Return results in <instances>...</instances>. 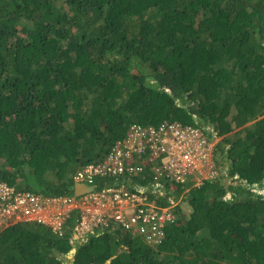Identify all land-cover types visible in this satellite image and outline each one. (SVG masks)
Instances as JSON below:
<instances>
[{"label": "trees", "instance_id": "obj_1", "mask_svg": "<svg viewBox=\"0 0 264 264\" xmlns=\"http://www.w3.org/2000/svg\"><path fill=\"white\" fill-rule=\"evenodd\" d=\"M170 123L223 138L214 178L153 182L175 219L162 241L117 226L73 249L71 211L62 236L0 229V264H264V0H0V181L73 196L130 126ZM129 162L143 170L108 184L154 179Z\"/></svg>", "mask_w": 264, "mask_h": 264}, {"label": "built area", "instance_id": "obj_2", "mask_svg": "<svg viewBox=\"0 0 264 264\" xmlns=\"http://www.w3.org/2000/svg\"><path fill=\"white\" fill-rule=\"evenodd\" d=\"M214 147L205 131L192 125L170 123L149 128L132 125L127 136L117 142L102 161L89 163L76 172L75 182L89 187L79 196L42 197L16 191L14 185L0 181V229L17 221L33 220L62 236L71 211L77 209L78 218L71 229L70 243L83 241L98 230L110 232L117 226L149 243L159 241L164 236L160 227L166 220L174 219L168 207H160L149 198L153 193V182L163 175L177 182L196 179V183H201L214 178L217 175L212 160ZM133 154H145L153 162L150 168L154 179L152 175L151 181L144 185L135 184L131 179L129 187L96 183V177L108 176L103 179L109 181L111 177L141 172L143 167L138 162H129ZM157 159L160 165H157ZM155 184V187L160 185L159 182ZM91 199L95 207H99L98 212L94 211L97 214L86 209Z\"/></svg>", "mask_w": 264, "mask_h": 264}, {"label": "clouds", "instance_id": "obj_3", "mask_svg": "<svg viewBox=\"0 0 264 264\" xmlns=\"http://www.w3.org/2000/svg\"><path fill=\"white\" fill-rule=\"evenodd\" d=\"M206 131L208 132V133H211L212 135H213V132H215L213 129H212V131H209L207 128H206ZM215 135H216V133H215ZM217 136V135H216ZM102 161V160H101ZM84 167H86V165L84 166ZM83 167V168H84ZM108 176H106V177H103V178H107ZM103 178H101V177H96V183L97 184H101L102 182L104 183V184H106V185H113V184H108L109 182H113V181H116V179L117 178H115V177H111V179L109 180V181H104V179ZM77 184H80V185H82V186H85L86 187V190H82V191H78V192H76V190H75V187H74V191H75V194L74 195H81V194H83V193H85V192H87L88 190H89V187L88 186H86V185H84V184H81V183H77V182H75V186L77 185ZM194 184V183H193ZM195 185V184H194ZM185 190H187V189H185ZM159 205V204H158ZM167 207V206H166ZM166 207H163V208H166ZM74 211H77V209L76 210H74ZM175 220V219H174ZM115 228H117V227H115ZM114 228V229H115ZM112 230V229H111ZM65 231V230H64ZM111 232V231H110ZM109 232V233H110ZM71 235H72V230H71V232H70V237H71ZM58 236V235H57ZM70 237H69V239H70ZM163 238H164V236H163ZM163 238L161 239V240H159V241H162L163 240ZM144 239V238H143ZM145 240V242H147L146 241V239H144ZM158 241H156V242H152V243H149V242H147V244H155V243H157ZM70 243V242H69ZM71 245H72V247H73V249H74V247L76 246V244H78V241L75 243V244H73V243H70ZM73 249H71V251H70V253L72 254V252H73Z\"/></svg>", "mask_w": 264, "mask_h": 264}, {"label": "rangeland", "instance_id": "obj_4", "mask_svg": "<svg viewBox=\"0 0 264 264\" xmlns=\"http://www.w3.org/2000/svg\"><path fill=\"white\" fill-rule=\"evenodd\" d=\"M209 131H212V127L209 125V126H207L206 127ZM237 130V128L234 130V131H236ZM213 132V131H212ZM222 135L220 136V135H215V132H213V136H212V138H211V140H212V142L214 143V146L218 143V142H222ZM213 151H214V148H213V150H212V155H213ZM215 163V162H214ZM216 173H217V171H216ZM207 174V173H206ZM196 181V179H194V182ZM194 184H196V185H201L202 184V182L201 183H194ZM186 189H188V188H186ZM78 196H79V194H78ZM87 210H91L92 212H93V214H97V213H94V211L95 212H98V210H99V207H95V202L91 199V203L90 204H88V206H87V208H86ZM187 214H188V212H187ZM69 255H71V253H69ZM68 257H70V256H68ZM67 257V258H68ZM66 257H64V259L66 260L67 259Z\"/></svg>", "mask_w": 264, "mask_h": 264}, {"label": "water", "instance_id": "obj_5", "mask_svg": "<svg viewBox=\"0 0 264 264\" xmlns=\"http://www.w3.org/2000/svg\"><path fill=\"white\" fill-rule=\"evenodd\" d=\"M75 190H76V192H78V191H82V190H86V187H85V186H82V185H80V184H77V185L75 186Z\"/></svg>", "mask_w": 264, "mask_h": 264}]
</instances>
